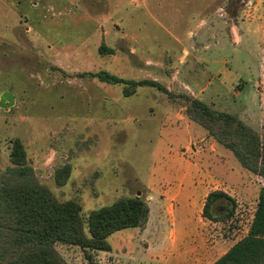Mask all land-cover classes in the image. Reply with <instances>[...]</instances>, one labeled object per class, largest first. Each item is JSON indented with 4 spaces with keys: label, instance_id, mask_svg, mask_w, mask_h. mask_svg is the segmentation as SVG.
<instances>
[{
    "label": "rangeland",
    "instance_id": "1",
    "mask_svg": "<svg viewBox=\"0 0 264 264\" xmlns=\"http://www.w3.org/2000/svg\"><path fill=\"white\" fill-rule=\"evenodd\" d=\"M79 4L77 11L72 0H0V98L5 91L15 97L0 105V179L11 163L9 141L18 137L38 179L60 200L80 202L85 217L124 196L146 198L153 224L115 232L112 251H92V260L78 246L58 244L68 264H212L249 232L263 179L225 147L194 153L187 124L174 113L184 114L178 95L190 93L239 116L264 142V0ZM103 43L115 53H101ZM100 70L157 80L174 95L147 85L125 96L122 84L91 76ZM180 148L226 178L212 186L235 199L231 217H204L202 196L179 213L191 216L186 228L157 219L182 208L173 198L150 203L148 189L178 187L168 176ZM66 165L71 173L59 183ZM224 206L231 204L212 205L215 217Z\"/></svg>",
    "mask_w": 264,
    "mask_h": 264
},
{
    "label": "trees",
    "instance_id": "2",
    "mask_svg": "<svg viewBox=\"0 0 264 264\" xmlns=\"http://www.w3.org/2000/svg\"><path fill=\"white\" fill-rule=\"evenodd\" d=\"M100 52L114 54L115 50L103 43ZM91 76L108 84H122L125 96L147 85L170 97L174 95L154 79H126L107 70ZM178 96L184 102L185 116L202 126L209 138L232 151L243 169L263 179L249 232L212 264H264V142L260 133L239 116L217 110L199 97L190 93ZM9 149L11 163L0 179V264H68L58 251V244L78 246L92 260V251H112V234L140 228L148 222L150 207L140 194L121 197L85 217L80 202L60 200L38 179L20 138L11 139ZM70 173V165L57 170L58 182L63 183ZM220 199L230 202L231 207L224 206L226 210L215 217L212 205ZM234 210L235 199L231 195L213 190L206 198L203 216L223 221Z\"/></svg>",
    "mask_w": 264,
    "mask_h": 264
},
{
    "label": "crops",
    "instance_id": "3",
    "mask_svg": "<svg viewBox=\"0 0 264 264\" xmlns=\"http://www.w3.org/2000/svg\"><path fill=\"white\" fill-rule=\"evenodd\" d=\"M73 1V9L79 11L80 10V4L79 0H72ZM91 2H95L96 0H90ZM101 1V0H100ZM210 1H217V0H210ZM77 2V3H76ZM76 3V4H75ZM209 3V1L207 2ZM208 4L203 6L202 8L207 7ZM119 7V4L117 5ZM200 17L203 14L202 12H198L193 16L194 18ZM205 15V14H204ZM192 17V14L189 15V18ZM190 23H193V21L197 20H188ZM174 23V22H172ZM173 112V111H172ZM174 116L177 120V123H180V121H184L187 129L189 130V142L193 144L194 153H202V152H213L216 154L215 150H220L219 146L224 147L223 145L217 143V141L213 138H209L207 136L206 130L200 126L198 123L190 120L187 116H185L183 113H174ZM192 128V130H190ZM204 130H202V129ZM227 149V148H226ZM177 155L180 158V162H172L171 167L172 170H174L173 173H171V169L169 173L171 175L168 176V178H172L175 176V180L178 183V187H173L171 184H168L167 182H164L162 185V188L160 190H156L154 186H149L148 189L151 192V200L150 203L156 204L158 206H162V203L164 204V201L173 199H178L180 203L179 205L182 206V208L179 211L177 208L171 213L165 212L161 213V215H158L157 219L162 220V224H168L173 229L177 228L180 225H184L186 228L187 223H189V220H191V216L187 213V216L185 218L180 217L179 213L184 210V207L191 208L196 204L197 201L200 200V198L203 196L204 199L207 198L208 194L215 190L216 187H213V184L217 183H225L226 178L222 176V174H217L213 172L212 168L209 167H203L197 160L192 159L191 155H187L182 148L177 149ZM223 163V172L225 174L230 175V171L227 167H224ZM237 173H233V178L236 177ZM171 181V180H169ZM219 190H222L224 192H227V189L224 187H221ZM228 193V192H227ZM230 194V193H229ZM173 195V196H172ZM231 195V194H230ZM184 200V202H183ZM178 201V202H179ZM186 211V210H185ZM184 211V212H185ZM160 213V212H159ZM153 212L150 210V217L148 225L153 224ZM180 217V218H179ZM169 219V221H168ZM171 224H170V223Z\"/></svg>",
    "mask_w": 264,
    "mask_h": 264
},
{
    "label": "water",
    "instance_id": "4",
    "mask_svg": "<svg viewBox=\"0 0 264 264\" xmlns=\"http://www.w3.org/2000/svg\"><path fill=\"white\" fill-rule=\"evenodd\" d=\"M15 102V97L14 94L10 91H5L2 93L1 98H0V105L3 107H9L13 105Z\"/></svg>",
    "mask_w": 264,
    "mask_h": 264
}]
</instances>
